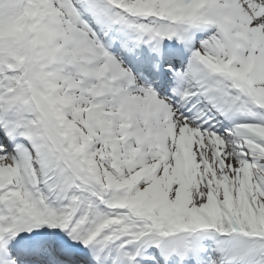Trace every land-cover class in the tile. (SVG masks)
I'll return each instance as SVG.
<instances>
[{
	"label": "snow or ice",
	"instance_id": "1",
	"mask_svg": "<svg viewBox=\"0 0 264 264\" xmlns=\"http://www.w3.org/2000/svg\"><path fill=\"white\" fill-rule=\"evenodd\" d=\"M0 264H264V0H0Z\"/></svg>",
	"mask_w": 264,
	"mask_h": 264
}]
</instances>
